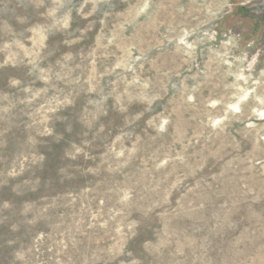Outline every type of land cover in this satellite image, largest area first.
<instances>
[{"label":"rangeland","instance_id":"1","mask_svg":"<svg viewBox=\"0 0 264 264\" xmlns=\"http://www.w3.org/2000/svg\"><path fill=\"white\" fill-rule=\"evenodd\" d=\"M0 264H264V0H0Z\"/></svg>","mask_w":264,"mask_h":264}]
</instances>
